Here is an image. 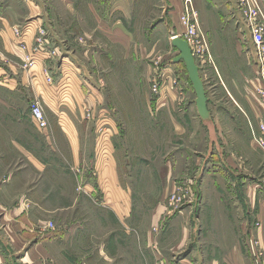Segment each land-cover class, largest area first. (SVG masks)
Listing matches in <instances>:
<instances>
[{"label": "crops", "instance_id": "0c3cea01", "mask_svg": "<svg viewBox=\"0 0 264 264\" xmlns=\"http://www.w3.org/2000/svg\"><path fill=\"white\" fill-rule=\"evenodd\" d=\"M193 3L210 44H227L230 30L235 26L240 30V39H244L245 34L237 25L241 16L239 0H193ZM48 4L41 0H0V223L6 236L13 241L14 248L25 249L28 242L36 241L23 258L28 261L27 264H248L249 261L253 264L252 258H247L248 252L240 238L243 235H248L249 239L256 236L264 238V227L253 226L260 216L253 223L249 221L251 213L244 195H249V205L255 206L258 195L264 189V148L255 143L249 129L254 123L255 134H262L260 127L264 123V106L258 110V104L250 100V95H246L244 101L236 100L233 104L242 112H238V120L231 119L237 128V136L246 133L248 138L235 143L237 155L242 157L236 161L233 153L225 154L221 150L229 144V138H226L223 125L216 120L208 105L211 116L202 121L206 130H210V143L213 145L210 153L214 164L208 169L205 183L210 185L212 180L214 191L212 197H207L204 182L200 181L203 195L196 217H193L191 208L176 212L167 203V195L174 184L169 176L171 172L178 171L175 166L172 169V164L182 158V144L174 148L177 150L173 153L172 163L171 158L162 154L155 137L148 140L143 136L136 137L150 131V128L157 136L158 129L163 127L165 131L166 126H170L171 135L178 134L179 138L183 134H195L196 131L189 127L188 118L181 117L183 101L179 102L181 98L172 85H167L156 100L151 101L146 96L138 101L134 96H128L131 106L113 108L117 109L120 118L112 121L116 125L125 124L134 133V149L141 146L135 153L140 173L138 179L127 180L126 176L123 179L117 159L112 158L110 164L99 169L98 176H94L93 166H89L83 153L81 128L69 115L70 111L81 108L82 95L86 92L84 87L77 89L74 82L68 83L76 93V101L70 105L65 103L63 109H68L66 114L58 113L55 120L47 117L46 129H38L30 115H19V94H29L31 103L39 98L41 89L46 87L45 90L51 93L57 89L47 85L50 82L43 81V72L48 65L50 68L46 69L55 76L57 62L54 57L48 60L45 53L37 52L31 69H23L26 57L37 45L35 37L39 36L37 31L40 28L51 33L50 39L56 42L55 45L63 46L68 39L71 29L62 23L60 14L74 10V4L67 0L61 5ZM125 4L128 9L129 0H125ZM183 5L184 0H166L164 5L165 18L160 19L159 28L168 30L170 43L184 29L180 22ZM87 6L88 21L80 15L84 11L77 9L76 31L80 41L89 42L92 50L96 47L100 50L93 57L96 69L102 71L103 46L98 40L101 34L111 47L123 49V59L137 57L134 52L136 34L126 12L125 22L118 19L111 22L112 16L104 19L95 4ZM48 17L51 21L46 24L44 20ZM19 28L26 30L22 40L15 34V29ZM106 58L110 62L108 68L114 67V52L109 51ZM255 65L259 78L246 85L250 93H255L254 89L263 84L259 68ZM85 67H82L84 71ZM68 69L66 65V73L71 74ZM170 69L165 67L163 72ZM95 89V94L102 92L99 85ZM90 90L94 91V86L87 91ZM63 94L64 91L61 96ZM60 99L53 95L52 104L62 107ZM91 103L95 104L94 100ZM195 107L198 110L196 104ZM160 165H164L166 175L162 184L159 180H146L144 173L152 176L161 173ZM247 175L252 182L241 198L237 187L244 189ZM229 183L237 189V199L242 205L241 215H234L222 207L231 202L221 190L228 188ZM137 188L161 190L155 200L144 196L137 200L133 190ZM260 203L264 205V199ZM50 222L53 226L48 225ZM199 236L203 242L197 240Z\"/></svg>", "mask_w": 264, "mask_h": 264}, {"label": "rangeland", "instance_id": "374dc122", "mask_svg": "<svg viewBox=\"0 0 264 264\" xmlns=\"http://www.w3.org/2000/svg\"><path fill=\"white\" fill-rule=\"evenodd\" d=\"M41 1L45 4L49 3L48 5H61L64 2V0ZM118 1L119 0L114 3L113 0H67L68 3L74 4V10H69L68 12L62 7H58L63 12L65 11V13L60 14L62 23H65V25L71 29L67 36L68 39H65L63 46L55 45L54 43L56 42L50 39L51 33H48V31L43 28L45 39L44 44L40 46L42 50L41 53H45V57H47L48 60H50L52 56L57 62L55 63V76L53 77L50 74L53 82L50 84L47 83L48 80L44 75L45 71H48L47 69L50 68V65L46 67L47 69H44L43 81L49 86H56L57 89L54 93H51L47 92L45 90L47 88L45 87V89H41L39 98L33 101H38L41 104L44 112H46L45 114H47L46 117H53L55 120V118L59 116L58 113L63 115L68 111V109H63V107L66 106L65 103H69L70 105L76 101V93L69 88L68 83L74 82L76 84L75 88L77 89H83L84 87L86 92L82 95L83 98L80 102L82 104L81 108L76 109L74 112L70 111L69 115L75 118L81 128L80 139L83 144V153L89 166H93L92 169L95 172L93 173L94 176L95 174L98 176L99 169L106 168L110 164L109 162L112 158L114 160L117 159L116 161H118L121 168L120 172L123 179L125 176L127 180L135 181L138 179L140 173L137 171L138 165L136 162L138 157L136 158L135 153L138 152L141 146H138L137 149L133 148L134 145L132 142L136 137L139 139L143 136L146 140L155 137L156 142L161 146L160 150H162V154L166 155V158H171L172 163L174 161L173 153L177 150L174 148L177 147L178 144H182V158L176 159L175 165L172 164V169L175 166L178 171L171 172L169 176V179L172 180L174 184L167 195V203L169 207L176 210V212L181 209L191 208L193 209V217H196L201 207L200 199L203 195L200 181H202V183L204 182V192L206 196H213L214 188L213 185H211L212 180H210V185L205 183L208 179L206 177L208 169L214 164L210 153L213 149V145L211 146L210 143V130H206L207 127L202 121L203 118L200 116L198 110H196V107L194 109L196 104V93L189 79L185 64L183 61L178 63L173 62L174 56H177L180 52L173 47L172 41L170 43L169 39H167L169 37L168 30L166 32L159 28L161 23L160 19L165 18L166 11L164 10V5H166V0H129L128 9L125 0H120L122 3ZM185 1L186 0H184L183 9ZM261 1L263 2V0ZM88 4H95L104 19H108L112 16L111 22L117 19L125 22L127 20L124 16L126 12V15L130 17L129 22H132L136 34L135 41L137 42V46L134 52L137 57H133V59L130 60L123 59V49L118 46L111 47L106 38L101 34L98 40L100 46H103L101 52L102 71L96 69L97 67L93 57L97 56L100 50L98 51L97 47L95 50L89 48L91 47L89 46L90 43L85 42L83 38V41H80L79 34L76 31V16L79 14L77 9H79L80 12L84 11L81 12L80 15L85 16L88 21ZM160 11L163 15L162 17H160ZM240 15V21L237 22V25L241 26V31L245 34L244 39H240L238 33L240 30L238 26H235L230 30V39L227 44L212 45L209 43L205 31L201 27L205 34L207 51L195 56L209 97L208 105L213 116L223 125L226 138H229V144L225 148L222 147L221 150H224L225 154L233 153L236 161H238V158L242 159V157H238L237 149L234 147L235 143L239 140L247 141L248 138L246 133L240 137L237 136V128L233 123L234 121L232 122L231 119L238 120V112H240V114H242V112L233 104L236 100L244 101L245 96L250 95V100L252 99V101L258 104V110L263 106L257 91L254 89L255 93L251 92V94L246 86L252 79H258L259 75H257V68L254 67V64H257V58L252 29L245 23L241 11ZM50 21V17H48L47 20H44V23L48 24ZM180 22L184 28L180 36L185 38L184 34L186 32V27L182 23L181 17ZM19 30L21 34L17 37L22 40L26 30H23V28H19ZM37 32L39 34V31ZM37 37L36 35L35 38L37 39ZM53 50H57V55L51 53ZM109 51L114 52L116 58V62L114 61L115 66L110 69L108 68L110 62L108 58H106ZM36 53L37 52L33 51L26 57L27 60L23 64V67L25 66L23 69H31L34 65L32 63L35 60ZM29 57L33 58V62L28 60ZM66 65L69 67L68 71L71 72V74L66 73ZM83 66H86L84 68L86 71L83 70ZM165 67L168 69L171 67V69L166 72L167 74L163 72V68ZM109 70H112V72L110 73ZM104 72H106L105 75ZM99 78L102 80L100 81ZM98 85L102 89V92L95 94V90H97L95 86ZM109 85H111V92ZM167 85H172L173 90H176L179 94V98H181L179 102L183 101L180 110L181 117L183 119L188 118L189 127L196 131L194 135L188 133L187 136L183 134L181 138H179L180 135L178 134L171 135L169 133L170 126H166L167 130L165 131L163 127L160 128L161 130L158 129L157 136L154 135L152 128H150V131L148 130L146 133L138 134V136L135 137L134 133L129 131L128 126L125 124L116 125L113 122L116 117L120 118L117 109L113 108L117 106H131L130 101L127 99L128 96H134L138 101H142L143 98L149 96L151 101H153L162 95L163 89ZM93 86L94 91H87L88 88L91 89ZM66 90L68 91L67 93ZM63 91L64 94L61 96ZM53 95L59 98L61 97L60 101L63 102L62 107L59 108L57 103H55L56 106L52 104ZM95 97L98 99L95 100ZM29 99V94L18 95L17 104L19 115L24 114L26 116L30 115L31 117L30 104L33 101L30 103ZM91 100H94L95 104L91 103ZM88 101H90V103ZM252 124L253 126L250 125L251 127H249V129L251 128L252 131L250 130V133L253 137L252 139L255 141L254 134H257V132L254 131L255 124ZM175 136L178 137V139L175 140ZM251 155H253V152H251ZM195 157H197V164L195 163ZM246 158L248 159V157ZM163 166H159L161 173H157L154 176L149 173H144L145 179L150 181L159 180L161 183L166 176L163 172L165 169ZM93 175L92 177L94 178ZM250 182H252V179L247 175L244 178V189L239 186L237 189L239 190V194H241V198H243L244 195L246 196L248 203L247 209L249 208V213H251L250 223L258 220L259 215V221H255L253 226L254 228L261 227L263 229L264 205L260 202L264 199V189H262L263 192L258 195L256 205L251 206L249 205V195L244 194ZM237 189L233 187L232 183H229L228 188L221 189L224 196L231 199V202H227L222 207L228 209L230 213L234 215H241L242 205H240L237 199ZM133 190L137 200L141 196H144V198L148 200H155L161 188H137ZM174 193L176 194L177 200L181 198V202L178 204H172V194ZM233 199L236 201H232ZM48 225L51 226L53 223L50 222ZM240 239L244 244L245 250L248 252L246 253L247 258L251 260V257V262H253V264H264V238H262V240L256 236L249 239L248 235H243ZM197 240L200 242L204 241L200 236ZM34 242L36 241L28 242L25 249L17 250L13 246V241L4 233L3 226L0 223V264H27L28 261H25L23 258ZM256 242H258V244H256ZM254 243L255 251L252 247ZM248 259L247 261H249ZM249 262L248 264H251Z\"/></svg>", "mask_w": 264, "mask_h": 264}, {"label": "built area", "instance_id": "2783aa9c", "mask_svg": "<svg viewBox=\"0 0 264 264\" xmlns=\"http://www.w3.org/2000/svg\"><path fill=\"white\" fill-rule=\"evenodd\" d=\"M239 8L245 23L249 28L252 29V34L256 45V65L259 68L260 78L263 82L262 85L257 87L256 91L262 105L264 106V4L261 0H239ZM181 21L186 27V32L184 34L185 39L188 41L194 56L205 53L207 51L206 38L203 30L201 29L198 20V14L192 0L185 1V6L181 15ZM15 34L18 36L21 34V31L19 29H15ZM43 34L44 30L43 28H40V36L37 37V45L33 47L32 52L42 51L40 46L44 44V39L42 38ZM51 53L53 55H57V50H53ZM30 57L28 60L33 62V58ZM32 64H34V62ZM45 76L50 83L53 82L52 76L48 71H45ZM30 112L32 120L38 129L43 130L48 127L46 114L38 101H33L30 104ZM261 129L262 134H254V139L258 146L264 148V123L261 124ZM172 195V204H178L181 202V198L177 200L175 193ZM256 244H258V242H256ZM252 247L254 249L255 243L252 245Z\"/></svg>", "mask_w": 264, "mask_h": 264}, {"label": "water", "instance_id": "95a60500", "mask_svg": "<svg viewBox=\"0 0 264 264\" xmlns=\"http://www.w3.org/2000/svg\"><path fill=\"white\" fill-rule=\"evenodd\" d=\"M172 45L180 52L173 58V62H184L189 79L196 93V105L198 112L204 120H207L211 116L208 108L207 90L201 77L200 67L197 64L193 51L188 41L178 35L173 37Z\"/></svg>", "mask_w": 264, "mask_h": 264}, {"label": "bare ground", "instance_id": "6f19581e", "mask_svg": "<svg viewBox=\"0 0 264 264\" xmlns=\"http://www.w3.org/2000/svg\"><path fill=\"white\" fill-rule=\"evenodd\" d=\"M34 64H35V62H34Z\"/></svg>", "mask_w": 264, "mask_h": 264}]
</instances>
